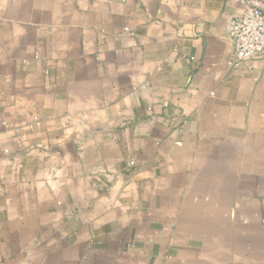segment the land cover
Masks as SVG:
<instances>
[{
  "label": "crops",
  "instance_id": "crops-1",
  "mask_svg": "<svg viewBox=\"0 0 264 264\" xmlns=\"http://www.w3.org/2000/svg\"><path fill=\"white\" fill-rule=\"evenodd\" d=\"M241 10L0 0V264H264V55L229 68Z\"/></svg>",
  "mask_w": 264,
  "mask_h": 264
},
{
  "label": "built area",
  "instance_id": "built-area-1",
  "mask_svg": "<svg viewBox=\"0 0 264 264\" xmlns=\"http://www.w3.org/2000/svg\"><path fill=\"white\" fill-rule=\"evenodd\" d=\"M242 10L228 21L226 31L233 48L230 69L264 55V0H234Z\"/></svg>",
  "mask_w": 264,
  "mask_h": 264
},
{
  "label": "rangeland",
  "instance_id": "rangeland-1",
  "mask_svg": "<svg viewBox=\"0 0 264 264\" xmlns=\"http://www.w3.org/2000/svg\"><path fill=\"white\" fill-rule=\"evenodd\" d=\"M262 161L260 160V163H261ZM261 177V176H260Z\"/></svg>",
  "mask_w": 264,
  "mask_h": 264
}]
</instances>
